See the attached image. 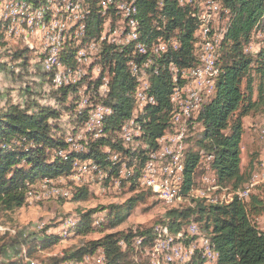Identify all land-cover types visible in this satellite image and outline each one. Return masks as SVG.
Masks as SVG:
<instances>
[{"label":"trees","instance_id":"trees-1","mask_svg":"<svg viewBox=\"0 0 264 264\" xmlns=\"http://www.w3.org/2000/svg\"><path fill=\"white\" fill-rule=\"evenodd\" d=\"M215 1H221V13L227 17L228 25L221 39L214 93L197 114L195 121L200 123L201 130L196 137L189 139L184 152L180 189L183 196H188L192 191V177L204 152L209 155L205 161L214 175L213 186L226 188V192L237 196V190L249 180V172L240 167L243 117L264 114V45L253 54L244 49L255 29L260 28L264 33V0ZM133 4L136 8L134 17L138 20L137 38L126 45L104 42L100 56L95 61L101 65L102 72L107 69L109 75L108 89L100 98L101 104L110 109L102 119L101 132L106 136L90 140L84 151H72L68 149L59 125L50 122V119L60 116L56 108L36 105L31 110L27 105L21 107L7 103L0 111V215L23 206L28 197L27 185L39 176L67 175L75 160H93L104 166L111 165L108 159L110 155L115 152L129 153L130 149L122 146L118 135L121 125L128 119L133 118L136 123L139 121L140 138L148 149L155 146L156 139L169 127L174 108L170 95L176 86L169 65L174 66L179 73L181 69L195 64L193 49L199 21L194 17L192 3L180 5L178 0H134ZM83 5L90 10L86 17L87 28L90 33H96L99 20L95 1L83 0ZM158 37L162 38L161 50L155 47L153 61L145 69L148 74L147 92L154 97L155 102L145 105L142 112L134 114L133 92L137 81L131 75L130 65L132 62L139 65L146 57L136 51L135 45L144 44L148 50L156 44ZM172 39L177 41L176 48ZM12 56L17 57L15 53ZM100 78L94 80L93 87L100 84ZM80 82L62 85L54 92L59 103L68 99L64 109L76 115L78 121L84 119L87 111L76 110V86ZM182 83L178 78L177 84ZM70 95L72 97L69 100ZM199 150H203L202 153ZM145 151L140 148L139 160ZM249 163L251 165V160ZM87 194L85 187L79 188L73 200L84 199ZM149 194L150 191L146 190L130 196L123 203L109 205L105 229L122 223L130 210ZM248 200L243 202L234 197L227 204L193 200L194 205L167 209L165 219L160 220L162 224L155 227H159L160 231L166 229L185 233L191 222L200 221L208 235L211 249L217 252L214 264H264V230L259 229L254 222V218L264 211V194L252 193ZM95 211L90 209L81 214L74 228L76 234L86 235L93 230L91 216ZM182 225L187 226L185 231H182L184 227L178 228ZM153 233L154 228L144 229L141 226L106 233L51 255L43 259L41 264L79 260L98 249L103 253V264H131L129 255L132 240L142 237V244H146ZM60 239L61 235L48 234L45 230L41 231L39 238L36 234L22 237L21 233H0V256L8 249L15 248L6 261L0 260V264H29L19 257L23 248L25 255L32 257L37 247L46 248ZM120 242L124 245H120ZM190 260L185 264L203 263L200 257Z\"/></svg>","mask_w":264,"mask_h":264},{"label":"rangeland","instance_id":"rangeland-1","mask_svg":"<svg viewBox=\"0 0 264 264\" xmlns=\"http://www.w3.org/2000/svg\"><path fill=\"white\" fill-rule=\"evenodd\" d=\"M16 1L17 0H0V111L5 108L7 103H15L20 105L21 107H25L27 105L30 106L31 110H33L36 105H49L51 107H54L57 109V111H59L60 116L56 119H50V122L57 123L59 125L65 135L66 142V139L71 137L72 139H74L73 144L76 143V147L69 144L68 149L75 151V149L77 148L80 150L76 151H84L86 150V143H88L90 140L97 139L101 136H106L105 133L104 135L98 136L97 138H93V136H91V129L93 128V126L90 123L95 122H90L88 116L90 115V109L92 110L97 104H101L100 98L105 95H102L101 93H104L105 90H102V87L99 86L102 84V81H106V79L108 81V72L107 74H104L105 72H101V69L98 68V64L94 62V58L93 60L89 59V61H83L82 59L81 61L83 62L79 63L75 58V53L72 52L74 50L76 52L78 49L75 48L74 50H72V48H70V46L67 44H64L65 52L63 53V55L61 53H58L59 59H62L63 57L64 61L68 63V65L66 64L64 70L62 71L75 70L77 68H80L81 73L84 72V79L86 78L85 80L81 79L82 82L80 84H77L76 86V95L78 101H76V110L81 111L87 109L84 119L78 121L76 115L69 114V112L64 109V106L68 103V99L64 103H59L55 98L56 93L54 92L60 86H57L54 84V82H52L53 75L56 72L57 66L53 65L54 63H52L49 67H47V61L50 62L51 50L50 48H45V41L42 40L43 27L41 26L45 23V20L43 19L44 6L40 4L36 7V9L32 8L31 5H29L28 7L23 8L21 7L22 3ZM94 1L96 7L95 12L98 15L97 17L99 22L96 26V33H89V29L87 28V32L91 38H96V34L99 35V32L102 33L104 29L103 26H105V19L108 20V28L110 27V29L104 30L105 32L112 33L114 28L116 26H119V13L118 11H116L114 4L108 3L106 4L108 7H102V1L104 0ZM51 3H49V7L51 6V9L60 8L61 12H63L64 14L66 13L65 6L67 4V0H63L61 6L60 4L54 2ZM10 5L12 7H10ZM89 6L91 10V5L89 4ZM107 9L110 12H108ZM203 9H210V4H206L204 2V6L200 10L201 13L203 12ZM29 11H31V13H29ZM65 15H67V13ZM122 18L123 15L121 16V25H125L122 22ZM35 19L40 21L41 24L38 25L39 27L37 26L34 28L32 22ZM7 21H9V23L11 24H9ZM23 21L25 23H23ZM74 21L75 20L67 23V25L69 27L74 25ZM210 24L212 27V31L216 33L218 37H222L228 25V19L222 13L218 15L215 14L211 17ZM29 26L33 27V30H30ZM124 29L125 26H122L121 29H119L116 33V38L118 40L123 39L121 33H124ZM263 38L264 33L260 30V28L255 29L252 32L251 40L244 47L245 51L252 54L256 53L259 47L264 45ZM84 48L85 53L87 52L86 56H89L90 54H87L91 51V48ZM14 53L17 55V57L15 58H13L12 56ZM103 76H106L107 78L105 80H101L100 84L97 86L100 89V92H96L97 94H93L92 89L93 91H95L96 89V87H93L94 80L98 77ZM80 78H76L75 81H80ZM71 97L72 96L70 95L69 100L71 99ZM137 109L138 108L134 109V114L139 112H136ZM247 116L248 118H245L243 123L249 124L246 125V128H243L244 130L242 133V138L240 139V167L245 172H249L250 180L252 172L257 168V166H259L260 163L264 162V156L262 155L260 157L258 146L260 129L264 124V114L256 113ZM86 123L89 124L85 125ZM187 123H189V131L188 136L185 138L186 148L188 146V143L190 142L189 139H191L192 137H196L201 130L200 123L195 121V124H193V118L187 121ZM132 148L133 147H130L131 152L129 151L128 153L130 158L131 156L134 157V153L132 152V150L134 149ZM136 148L140 150V146H136ZM104 149L107 148L104 147ZM62 153L64 152L62 151ZM119 153L122 155L123 160L126 161L127 166L123 171L119 168L118 172L112 174V177H109L108 179H100V173L93 171L94 168L92 165L93 163H95L93 160H75L70 172L67 175H58L54 177L39 176L34 179L27 185L28 197L24 205L12 212L0 215V233H3L5 231H8L11 234L21 233L22 237L28 235L32 237V235L36 234L39 238L41 235V231L45 230L48 234H59L62 236V239L46 248L37 247L32 257L26 256L23 248L22 253L19 255V257L21 256L24 262H27L29 264H41V261L43 259H46L51 255L59 254L62 252V250L68 247L77 246L85 241L97 239L110 232L127 230L130 228L135 229L137 228V226H141L144 229L154 228L157 231L160 230L159 227L155 226L162 224L160 220L165 219L164 214L166 210L172 207L168 203L162 201L156 191L145 187H138L136 183H134L133 181L130 182V180L125 181L124 177L126 175V172L128 173V169H131V167L133 166L138 167L141 163L139 161V158L137 160L131 158L137 163V165H133L132 163H134V161L128 159L129 157L127 153ZM136 155L138 156L137 153L135 154V156ZM259 159H261V161H259ZM250 160L251 165L249 163ZM253 161L255 162V165L252 164ZM75 163L77 165H74ZM207 165V161H204V164H201L200 166L199 163L197 164L196 172L192 177V191L188 196L181 200L180 204L178 203L180 207L194 205L193 200L201 199L200 197L202 196V194L199 189L205 188L208 183L207 181L206 184H203L202 178L204 175L208 177L210 176V172L205 169L208 167ZM87 171H89V173ZM209 183H211V176L209 179ZM82 187H85L88 191L86 198L73 200V195L75 194L77 189ZM146 190L150 191L149 196L145 198L144 201L138 202L136 206L132 210H130L129 214L122 223L113 228L105 229V224L108 223L107 212L109 210V205L123 203L130 196ZM226 190V188L219 189L217 186H213L212 190H208L206 192L213 195H226L227 193L228 195L232 196V193H229L228 191L226 192ZM252 193H261L263 195L264 182L256 184V186L252 189ZM218 201L219 199H217V202ZM90 209L96 210L91 216L93 230L86 235L76 234L74 228L76 227L81 214L87 212ZM260 216L264 218V211L254 218V222L259 229H261L260 227H262V224L257 222V218ZM195 223L199 231V233H197L196 235L200 238L207 235L203 230L204 228L202 227V222L195 221ZM185 226L186 225H182L178 228L180 229L184 227V230L182 231H185V228L187 227ZM156 233L157 232L154 231L153 236ZM158 236L160 237L161 235L158 234ZM189 237L190 236H187L183 240L184 245L191 243L190 240L195 241L194 237H192L193 239ZM136 238L132 240L131 252L129 255L131 264H155L154 261L156 257L158 258L159 264H164L163 256H165V252H163L162 248L158 246L157 249H160H158L159 251L157 250V253L152 250V248H155L156 250V246H153L154 244H152V238L149 243L142 245L140 244V247H138L139 245H137L138 239L143 238ZM135 247L137 250L135 249ZM14 251L15 248L8 249L6 253L0 256V260L6 261L14 253ZM177 251L182 250L177 249ZM194 257L196 258L199 256L196 254L195 256L191 257V260L194 259ZM103 259V253L100 249H98L93 254L85 255L79 260L64 261L58 264H103ZM185 263L187 262H182L180 264ZM202 264H204V262Z\"/></svg>","mask_w":264,"mask_h":264},{"label":"bare ground","instance_id":"bare-ground-1","mask_svg":"<svg viewBox=\"0 0 264 264\" xmlns=\"http://www.w3.org/2000/svg\"><path fill=\"white\" fill-rule=\"evenodd\" d=\"M178 1H179L180 5H183V4H181V0H178ZM16 2L22 3L21 7H23V8H26L29 5H31L32 8H36L40 4L42 6H44V8H43L44 9V11H43L44 12V15H43L44 18L43 19L45 20V23L42 24L41 27H43L42 30L45 33L42 34V38H43L42 40L45 41V43H44L45 48H47V49L50 48V50H51L50 62L47 61V67H49L50 64H52V63H54L53 65L57 66L56 72L54 70L55 73L53 75V81H52L57 86L75 83L76 78H78V77L80 78V76H76V73H81L80 68H77L75 70L62 71V70H64L65 65L66 64L68 65V63H66V61H64L63 57H62V59H59V57H58V55H59L58 53H61L63 55V53L65 52V49H64L65 45L64 44L69 45L70 48H72V50H74L75 48L78 49L76 52H75V50L72 52L75 53V58L80 63V61L83 59V56H86V53H87V52L85 53L84 47H88V48L89 47L90 48L98 47V50L100 52L102 49V44L104 42L111 43V44L113 43L116 45H126L129 43V39H126L127 37L131 36L130 41L137 38L138 20L134 17V14H136V8L133 4L134 0H127V11H126L125 15H123V18H122V22L126 26L124 29V33H121V36L123 37V39H119V40L117 38L116 39H109V38L113 37V32L108 33L105 31H104V37L100 38V36L103 35V31H102V33L99 32V35L96 34V36H97L96 38L90 37V35L88 34L89 30L87 32V22H86L87 12L90 10H89V8H86V6L83 5V0H67V4L65 6L67 15H65L66 13L64 14L63 12H61L60 8L51 9L50 8L51 6L49 7V3H51V2L60 4V6H61V3H63V0H17ZM204 2L206 4H210V9H212V2H217V1H215V0H205V1L185 0V3H192L193 4V7L195 9V12H194L195 16L194 17H199L202 15L203 12L201 13L200 10H201V8H203ZM106 4H108L107 0L102 1V7L107 6ZM10 7H12V6L10 5ZM10 7H9V9H10ZM54 8H55V6H54ZM77 8H82V13H75V15H74V11ZM108 12H110V11L108 10ZM29 13H31V11H29ZM67 17H74L73 18V20H75L74 25H72L70 27L67 25V23L73 21V20H70L68 22ZM7 22L9 23V21H7ZM0 23H1V21H0ZM23 23H25V22L23 21ZM32 23L34 25V28L41 24V22L36 20V19ZM9 24H11V23H9ZM17 26H19V25H17ZM117 27H119V26H116L114 28V30H117ZM29 28H30V30H33V27L29 26ZM4 29H5V27H4ZM109 29H110V27H109ZM30 32H33V31H30ZM195 32H196V30H195ZM116 36H117V34H116ZM221 39H222V37H218V48L219 49H221V41H222ZM199 42L208 43V34L199 33ZM57 44H58L59 48H57ZM135 47H136V51L138 53L145 54L146 56H148V61H149V63H146V57H145V59H143L139 65H136L134 62H132L130 65L131 75L134 76L136 78V81H137L136 86H135V90L133 92L134 109L138 108L136 110V112L137 111L142 112L141 110L145 105L154 104V102H155L154 97L152 95H149L147 92L148 74H147L145 69L151 65V63L153 61L152 54H154V55L156 54V48L154 46H152L147 50L146 46L144 44H141V43L136 44ZM174 48H176V44H174ZM82 49H83V51H80ZM193 51H194V49H193ZM90 52L87 55H89ZM219 55H220V53H217V51H210V54L208 55L207 71L211 72L212 75H211V79L205 80V82H204V88L202 89V99H201V102L199 103V105L197 106V110L195 111V118L197 117V114L199 113V111L202 109L203 104L207 101V99L214 92V82H215V76L217 74V66H218L217 59H218ZM99 56H100V53H99L97 58H94V60L96 61L99 58ZM195 58H196L195 64H197V57H195ZM90 60H93V58H90ZM91 62H93V61H91ZM74 64H76V63H74ZM97 64L99 66L98 68H100L101 72H102L103 70H102L101 65L99 63H97ZM139 66H141V74L143 76V79H142V86H144L143 101H145V102H141V99L139 96L138 87L141 85L140 67ZM169 69H170V71H172V77H173L174 82L176 83V86H174L173 90H171V91L172 92L181 91L183 86H184V69H181L179 73L177 72V69L172 65H169ZM104 72H105L104 74H107L108 71L104 70ZM82 75L84 78V76H85L84 72L82 73ZM106 78H107L106 76H103L102 80H105ZM178 78L180 79V81L181 80L183 81V83L180 85L177 84ZM107 82H108L107 79H106V81H102V84L99 87H102L101 89H103V87H105L107 89ZM99 90L100 89L98 87H96L95 91H99ZM96 112H97L96 122L90 123L93 126V128L91 129L92 130L91 136H93V138H97L98 136L104 135L101 132L102 119H103L105 114H108L110 112V109H109V107H106L103 104H101V106L96 105L92 110L90 109V111H89L90 115L89 116L87 115L89 117V120L91 119V117L93 115H95ZM88 124L89 123H86L85 125H88ZM124 124H125V122L121 125V129H120V132L118 134L119 138L121 140L122 146L124 148L130 149V147H126V140H127L128 135H130V145H132V147H133L132 149H134V150H132L133 153L136 152L138 154V152H139V150L136 148V146L137 147L140 146V148L144 149V151L146 148V151L143 153L142 157H145L147 155V153H153V152L159 150V137L156 139L154 147L148 149L147 145H146V147L142 146V140H141L142 134H141L140 126L138 125L139 121H138V123H136L135 120H133V118H131L129 120V123H127V128H124ZM83 128H85V127H83ZM175 132L177 135H185L186 134V126L182 125V124H175ZM257 136H258V134H257ZM260 139H261V129H260L259 140H258V146H259L260 157H261L262 155L264 156V143H260ZM66 140H67L68 145L70 144L71 146L76 147L75 146L76 143L73 144L74 139L69 137ZM179 149H180L179 158L177 160H170V167H177V170H178L177 188L171 190V184H169V179H159V187H161L162 194H169V196L160 197V189L157 188L156 183L153 181H148V180L138 181V179H145V162L142 159L139 160L141 164L138 167L133 166V167H131V169L130 168L128 169V173L126 172L124 179L130 180V182L133 181L134 183H136V185L138 187H141V188L145 187V188L152 189V190L156 191V193L162 199V201H164L165 203H168L171 207H177L178 206L180 208V205H178V203L180 204L181 200L186 197V196H183L180 194V189H181V185H182L183 156H184V152L186 149L185 141H179ZM76 150H80V149L76 148L75 151ZM130 152H131V149H130ZM128 157H129V154H128ZM131 158H134V160L135 159L137 160L138 156L137 157L131 156ZM131 158L129 157L128 159L131 161H134ZM108 159H109V162L111 165H105L104 166V165H101L100 163H98L96 161H94L95 163H93V165H92L94 169H99V167H100V170H99V173H100L99 178L100 179H103V178L108 179L109 177H112L113 173L118 172L119 168H123V170H124L125 167L127 166L126 161L123 160L122 155L119 152L113 153L112 155H110V157ZM259 161H261V159H259ZM132 164L137 165L136 161H134V163H132ZM75 167H77V166H75ZM88 170H89V168H88ZM87 172L89 173V171H87ZM209 172H210V176H211V183H213V185H214V181H215L214 175L211 171H209ZM256 172L264 173V162L260 163L259 166H257V168L252 172V176H251L250 180L247 181L240 189L237 190V192H236L237 196H239V194H248V198H249V196L252 194V189L256 186V184L264 182V176L255 175ZM80 175H82V174H80ZM210 176L208 177V176L204 175L202 178V183L206 184L207 181L209 183ZM200 189H199V191H201V194L203 196V197L202 196L200 197L201 199H204L208 203H216L217 202V199H209L208 200V197H213V194H208L206 192L208 190H206V189L200 190ZM193 230L195 231V235L197 233H199L195 222H191L188 225L185 233H183L181 231L170 233V232H168V230H166V231L165 230H163V231L158 230L157 231L156 229H154V231L157 233L152 237L151 241H152V244H154L153 246H156V250H155V248L154 249L152 248V250L155 253H157V250L160 249V248L157 249V246L162 248V251L165 252V256H163L164 264H180L182 262H187L193 254L194 255L197 254L202 259L204 264L205 263L214 264L216 261L217 252H215L213 249H211V247L209 245L208 235H205L204 237L200 238L205 247H197V244L195 243V241H191V240H190L191 243H189L187 245L183 244V240L187 236H190V237L193 236ZM158 234H160L162 237L161 236L159 237ZM142 242H143L142 239L139 238L138 244H137V245H139L138 247H140V244L142 245ZM121 244H123V243L120 242V245ZM177 249L182 250V251H178V252H181V254H177ZM154 262H155V264H159L157 257L155 258ZM74 263H75V261H74ZM76 263H78V262H76Z\"/></svg>","mask_w":264,"mask_h":264},{"label":"built area","instance_id":"built-area-1","mask_svg":"<svg viewBox=\"0 0 264 264\" xmlns=\"http://www.w3.org/2000/svg\"><path fill=\"white\" fill-rule=\"evenodd\" d=\"M200 1H205V0H200ZM107 3L114 4L116 11H118L119 13V27H117V30H113V37L109 38V39H116V33L118 32V30L122 26H126V25H121V16L125 15L127 11V0H107ZM181 4H185V0H181ZM221 11H222L221 1L212 2V9H203L202 15L196 17L199 21L198 22L199 24L195 32L196 42L194 44L193 53L195 57H197V64L184 68V86L182 90L178 92H172L170 95L171 100L174 104V108L170 116L169 127L163 132L161 136H159V150L153 153H147L145 157H140L145 162V179H138V181L148 180L155 182L157 188L160 189V197L169 196V194H162L161 187H159V179H169V184H171V190L177 188L178 170L177 167H170V160H177L180 156L179 141H185V138L188 136L189 123H187V121L193 118L194 119L193 124H195V111L197 110V106L199 105L202 99V89L204 88V82L205 80L211 79V75H212L211 72L207 71L208 55L210 54V51H217V53H220V49L218 48V36L216 33L212 31L210 19L215 14L216 15L220 14ZM75 13H82V8L75 9L74 15ZM67 18L69 22L74 17H67ZM106 29H109L107 19H105L103 35H101L100 38L104 37V30ZM199 33L208 34V43L199 42ZM130 37L131 36L126 38L129 39V43H130ZM160 39L162 38L161 37L157 38V42L154 45V47H158L161 50ZM172 44H177V41L175 39H172ZM57 48H59L58 44H57ZM80 51H83V49ZM99 53L100 52L98 50V47H92L90 56H83V61H89L90 58H97ZM146 63H149L148 56H146ZM139 67H140V78H141V85L138 87L139 96L141 102H145L143 101V93H144V86H142L143 76L141 74V66ZM76 76L81 77L80 81L83 80L82 73H76ZM102 90H105L106 92L105 87H103ZM92 92L93 94H97L96 92L99 93L100 91H93L92 89ZM105 92L101 94L104 95ZM97 106H101V104H97ZM96 116H97V112L95 113V115L91 117L90 122H96ZM129 120L130 119H128L125 122L124 128H127V123H129ZM175 124L185 125L186 135H177L175 132ZM260 143H264V124L261 127ZM142 146L146 147V144L143 143V141H142ZM126 147H132V145H130V135H128L127 137ZM134 157H137L135 156V153H134ZM208 158L209 155H207L204 152V157L199 159V166L201 164H204V161L208 160ZM120 169H122L123 171V168ZM205 169L209 171L211 168H205ZM99 170L100 167L99 169H93L94 172H98V173ZM255 175L264 176V173L256 172ZM212 187H213V183H209L203 189L212 190ZM234 197L238 198L243 202L249 201L248 194H239V196H230L227 193L226 195H213V197H208V200L219 199V204H227L228 201H232ZM193 237L195 239V243L197 244V247H205L200 237L195 235L194 230H193ZM177 254H181V252L177 251Z\"/></svg>","mask_w":264,"mask_h":264},{"label":"crops","instance_id":"crops-1","mask_svg":"<svg viewBox=\"0 0 264 264\" xmlns=\"http://www.w3.org/2000/svg\"><path fill=\"white\" fill-rule=\"evenodd\" d=\"M213 93H214V92H213ZM212 95H213V94H212ZM212 95H211V96H212ZM245 118H248V116L243 117V122H244ZM248 124H249V123H243V128H246V125H248ZM243 130H244V129H243ZM254 163H255V162L253 161L252 164L255 165ZM257 222H259L260 224H262V227H260V228H261L262 230H264V218L261 217V216L258 217V218H257Z\"/></svg>","mask_w":264,"mask_h":264}]
</instances>
